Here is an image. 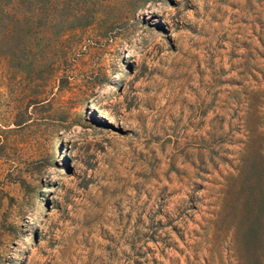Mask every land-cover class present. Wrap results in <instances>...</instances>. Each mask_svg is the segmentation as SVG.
I'll return each instance as SVG.
<instances>
[{
  "label": "rangeland",
  "instance_id": "1",
  "mask_svg": "<svg viewBox=\"0 0 264 264\" xmlns=\"http://www.w3.org/2000/svg\"><path fill=\"white\" fill-rule=\"evenodd\" d=\"M0 264H264V0H0Z\"/></svg>",
  "mask_w": 264,
  "mask_h": 264
},
{
  "label": "trees",
  "instance_id": "2",
  "mask_svg": "<svg viewBox=\"0 0 264 264\" xmlns=\"http://www.w3.org/2000/svg\"><path fill=\"white\" fill-rule=\"evenodd\" d=\"M34 9V8H33ZM39 8H35L34 10H33V16H36V18L37 17H39ZM26 16H28V17H30L31 16V13H27L26 12V14H25ZM24 17V13H23V15L21 16V17H18V20H21L22 18ZM35 94H37V93H35ZM34 103H36L37 101H36V99H35V101H33ZM25 121H23V123H24ZM16 124H22V121L21 122H19V123H16Z\"/></svg>",
  "mask_w": 264,
  "mask_h": 264
}]
</instances>
